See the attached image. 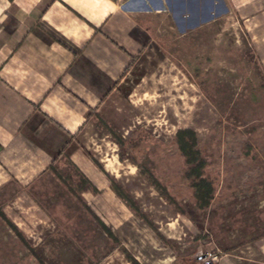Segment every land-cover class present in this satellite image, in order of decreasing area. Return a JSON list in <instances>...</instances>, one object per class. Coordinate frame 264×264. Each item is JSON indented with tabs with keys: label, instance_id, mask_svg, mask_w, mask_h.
<instances>
[{
	"label": "rangeland",
	"instance_id": "rangeland-1",
	"mask_svg": "<svg viewBox=\"0 0 264 264\" xmlns=\"http://www.w3.org/2000/svg\"><path fill=\"white\" fill-rule=\"evenodd\" d=\"M204 1L141 43L50 170L4 188L0 264H264V0ZM186 127L206 205L177 143Z\"/></svg>",
	"mask_w": 264,
	"mask_h": 264
},
{
	"label": "crops",
	"instance_id": "crops-1",
	"mask_svg": "<svg viewBox=\"0 0 264 264\" xmlns=\"http://www.w3.org/2000/svg\"><path fill=\"white\" fill-rule=\"evenodd\" d=\"M202 1L0 0V195L50 170L134 68L141 43L169 39L172 22L183 25L189 3L199 16Z\"/></svg>",
	"mask_w": 264,
	"mask_h": 264
},
{
	"label": "trees",
	"instance_id": "trees-1",
	"mask_svg": "<svg viewBox=\"0 0 264 264\" xmlns=\"http://www.w3.org/2000/svg\"><path fill=\"white\" fill-rule=\"evenodd\" d=\"M176 137L178 146L186 157V161L191 163L188 169V176L191 178L192 185L195 188L194 196L196 202L199 205H206L212 196L213 186L210 179L202 173L204 160L195 147V133L191 128H180L176 131Z\"/></svg>",
	"mask_w": 264,
	"mask_h": 264
},
{
	"label": "water",
	"instance_id": "water-1",
	"mask_svg": "<svg viewBox=\"0 0 264 264\" xmlns=\"http://www.w3.org/2000/svg\"><path fill=\"white\" fill-rule=\"evenodd\" d=\"M205 264H215L211 259H207L206 261H205Z\"/></svg>",
	"mask_w": 264,
	"mask_h": 264
}]
</instances>
